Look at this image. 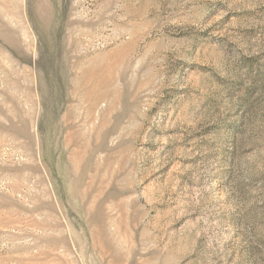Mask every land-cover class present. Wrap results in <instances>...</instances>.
<instances>
[{"label": "rangeland", "instance_id": "374dc122", "mask_svg": "<svg viewBox=\"0 0 264 264\" xmlns=\"http://www.w3.org/2000/svg\"><path fill=\"white\" fill-rule=\"evenodd\" d=\"M0 264H264V0H0Z\"/></svg>", "mask_w": 264, "mask_h": 264}]
</instances>
